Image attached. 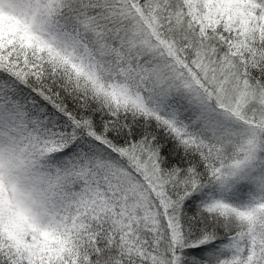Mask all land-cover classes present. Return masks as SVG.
Returning a JSON list of instances; mask_svg holds the SVG:
<instances>
[{
	"label": "snow or ice",
	"instance_id": "6c2138e0",
	"mask_svg": "<svg viewBox=\"0 0 264 264\" xmlns=\"http://www.w3.org/2000/svg\"><path fill=\"white\" fill-rule=\"evenodd\" d=\"M0 264H264V0H0Z\"/></svg>",
	"mask_w": 264,
	"mask_h": 264
}]
</instances>
